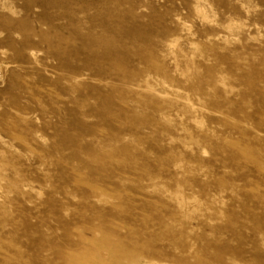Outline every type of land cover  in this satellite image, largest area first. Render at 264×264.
<instances>
[{
    "label": "rangeland",
    "instance_id": "1",
    "mask_svg": "<svg viewBox=\"0 0 264 264\" xmlns=\"http://www.w3.org/2000/svg\"><path fill=\"white\" fill-rule=\"evenodd\" d=\"M0 76V264H264V0H0Z\"/></svg>",
    "mask_w": 264,
    "mask_h": 264
},
{
    "label": "bare ground",
    "instance_id": "2",
    "mask_svg": "<svg viewBox=\"0 0 264 264\" xmlns=\"http://www.w3.org/2000/svg\"><path fill=\"white\" fill-rule=\"evenodd\" d=\"M200 12H202V11H200ZM130 264H157V263H154V261L150 262V261H141L139 259H136V260H132L130 262Z\"/></svg>",
    "mask_w": 264,
    "mask_h": 264
},
{
    "label": "built area",
    "instance_id": "3",
    "mask_svg": "<svg viewBox=\"0 0 264 264\" xmlns=\"http://www.w3.org/2000/svg\"><path fill=\"white\" fill-rule=\"evenodd\" d=\"M0 79H1V76H0Z\"/></svg>",
    "mask_w": 264,
    "mask_h": 264
}]
</instances>
